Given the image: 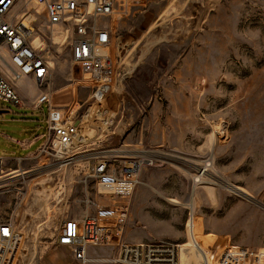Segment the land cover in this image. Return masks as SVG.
I'll list each match as a JSON object with an SVG mask.
<instances>
[{"label":"rangeland","instance_id":"1","mask_svg":"<svg viewBox=\"0 0 264 264\" xmlns=\"http://www.w3.org/2000/svg\"><path fill=\"white\" fill-rule=\"evenodd\" d=\"M27 8L40 12L32 2ZM37 17L35 36L49 45V80L38 88L32 78L20 79L23 106L0 101V217H12L22 235L15 264H40L59 248L64 219L94 211L100 198L88 166L105 153L153 158L125 200L124 241L182 245L190 221L212 264L227 247L264 249V0H146L130 7L114 21L118 78L101 102L91 98L87 68L50 44ZM35 91L64 95L61 103L79 120L91 112L69 164L50 147L13 154L8 140L47 135L45 107H32ZM94 247L93 257L113 249Z\"/></svg>","mask_w":264,"mask_h":264},{"label":"built area","instance_id":"2","mask_svg":"<svg viewBox=\"0 0 264 264\" xmlns=\"http://www.w3.org/2000/svg\"><path fill=\"white\" fill-rule=\"evenodd\" d=\"M19 1V7L15 8ZM40 7L31 14L27 3ZM146 0H0V101L23 106L17 82L32 78L37 87L49 80L51 59L49 45L35 44L34 23L42 14L41 28L51 45L68 49L75 64L87 68L93 82L91 98L103 101L118 78L114 44V21L125 16L130 7ZM12 9H16L12 11ZM54 36L60 38L54 40ZM72 90H70V93ZM64 95L40 91L32 100L35 109L44 106L46 137L43 148L67 164L77 149V119L62 102ZM153 162L147 155L113 158L111 154L93 157L87 175L92 179L100 200L94 211L82 218H66L57 230L56 242L68 246L73 258L86 264L88 246H111L114 252L97 261L108 264H181L178 244L123 240V225L128 216L125 202L135 190L140 169ZM0 174L3 160L0 158ZM192 215L189 216V219ZM22 235L14 220L0 217V264H15ZM218 264H264V249L232 246L219 257Z\"/></svg>","mask_w":264,"mask_h":264},{"label":"crops","instance_id":"3","mask_svg":"<svg viewBox=\"0 0 264 264\" xmlns=\"http://www.w3.org/2000/svg\"><path fill=\"white\" fill-rule=\"evenodd\" d=\"M22 79H26V80L31 81V79H29L28 77H24ZM18 82H17V85H18ZM37 93H39V92L38 91L34 92L33 98L36 96ZM41 139H43V138H41L40 135H37V136L31 137L29 140H14L13 139V140H8V141H9V143H11L13 145V148H14L13 154L18 153V152H22V153H24V157H26L30 154H33L34 152H36L41 147V144H42ZM24 157H22V158H24ZM0 158H2V157H0ZM16 158H20V157H16ZM7 159H13V158H7ZM2 160H3V158H2ZM94 250H99V248H96L94 246H88L86 254L88 255V257L93 258L95 260L101 259V258H108L114 252V248H113L111 251V254L108 257H106V256L93 257L92 253ZM58 251L62 252L64 254V256L59 255ZM92 262H95V261H92ZM40 264H82V263L80 261L76 260L75 258H73L72 254H71V250L68 246L59 245V248L52 250V252L49 253V255H47L43 258V260L41 261ZM89 264H91V262Z\"/></svg>","mask_w":264,"mask_h":264},{"label":"bare ground","instance_id":"4","mask_svg":"<svg viewBox=\"0 0 264 264\" xmlns=\"http://www.w3.org/2000/svg\"><path fill=\"white\" fill-rule=\"evenodd\" d=\"M54 40L55 41H59L60 38L58 36H54ZM34 43L35 44H41V40H40V38L38 36H35ZM87 113L88 114L85 115V119H84V121L81 123V125L79 127V132H78V137H77V144H76L77 146L79 144H82L85 141L84 129L81 126L86 120H91V117H92L90 110ZM63 162H66V161H63ZM14 172L15 171H12L11 173H14ZM23 173L24 172H21V173H18V174L16 173L15 175H19V174H23ZM190 204H192V203H190ZM181 247H183L185 249H183ZM178 248H179V256H180L181 264H191L190 263L191 259L193 261L192 262L193 264H198L199 262H202V264H212L209 261V257L207 255L205 247L196 238V236L194 234V231H193V228H192V224H191L190 221H188V223H187V241L185 243H183L182 245H178ZM228 248H231V247H227V248H224V249L219 251L218 256H217V264H218V260H219V257L221 256V254ZM199 264H201V263H199Z\"/></svg>","mask_w":264,"mask_h":264}]
</instances>
